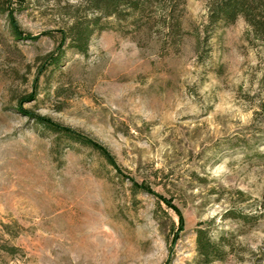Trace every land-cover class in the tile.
I'll list each match as a JSON object with an SVG mask.
<instances>
[{"label":"rangeland","instance_id":"rangeland-1","mask_svg":"<svg viewBox=\"0 0 264 264\" xmlns=\"http://www.w3.org/2000/svg\"><path fill=\"white\" fill-rule=\"evenodd\" d=\"M81 3L0 0V219L21 248L0 264H264V43L243 17L208 34V0H186L177 44L113 19L45 69ZM199 226L224 259L203 261Z\"/></svg>","mask_w":264,"mask_h":264},{"label":"trees","instance_id":"trees-1","mask_svg":"<svg viewBox=\"0 0 264 264\" xmlns=\"http://www.w3.org/2000/svg\"><path fill=\"white\" fill-rule=\"evenodd\" d=\"M78 13L66 29H60L61 42L57 52H51L46 57V68L58 65L66 53L67 48H72L79 53L87 54L92 36L111 26L113 19L119 22H130L134 29L151 30L157 33L165 45L177 44L186 31L183 28L182 16L186 0H81ZM209 13L206 32L213 31L219 25L235 23L240 17L245 18L252 29L254 37L264 43V0H208ZM7 11V9H6ZM9 21L14 36L23 38L12 11H8ZM47 35L54 34L48 31ZM33 38L32 35H27ZM264 84V74L262 77ZM32 96V94L30 95ZM35 98V97H34ZM36 122L55 134L62 135L74 142L89 146L96 150L120 174L122 170L115 156L96 139L89 135L53 121L46 115L33 114ZM135 191L151 192L134 178L128 177ZM20 231L16 224L5 223L0 219V255L6 254L15 257L21 248L11 240L17 237ZM197 250L205 263L224 259L227 250L224 241H216L206 227L196 229Z\"/></svg>","mask_w":264,"mask_h":264}]
</instances>
